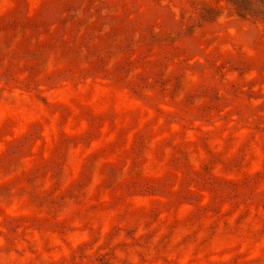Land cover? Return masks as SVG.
Wrapping results in <instances>:
<instances>
[{
  "label": "rangeland",
  "instance_id": "1",
  "mask_svg": "<svg viewBox=\"0 0 264 264\" xmlns=\"http://www.w3.org/2000/svg\"><path fill=\"white\" fill-rule=\"evenodd\" d=\"M264 0H0V264H264Z\"/></svg>",
  "mask_w": 264,
  "mask_h": 264
},
{
  "label": "trees",
  "instance_id": "2",
  "mask_svg": "<svg viewBox=\"0 0 264 264\" xmlns=\"http://www.w3.org/2000/svg\"><path fill=\"white\" fill-rule=\"evenodd\" d=\"M262 14L264 15V6H263V8H262Z\"/></svg>",
  "mask_w": 264,
  "mask_h": 264
}]
</instances>
